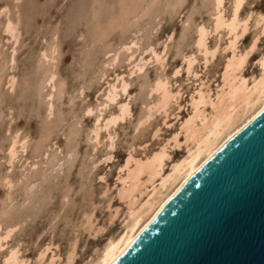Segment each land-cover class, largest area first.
Returning a JSON list of instances; mask_svg holds the SVG:
<instances>
[{"label": "rangeland", "instance_id": "rangeland-1", "mask_svg": "<svg viewBox=\"0 0 264 264\" xmlns=\"http://www.w3.org/2000/svg\"><path fill=\"white\" fill-rule=\"evenodd\" d=\"M221 2L227 18L233 0ZM215 9L214 0H0V232L16 225L0 245V261L18 244L23 264H37V251L51 242L43 259L55 252L51 264H84L122 231L127 204L117 187L125 158H144L165 143L167 171L186 152L172 136L189 112L188 98L197 88L212 95L220 83L232 49L225 28L214 29ZM237 13L248 17L234 44L243 51L260 29L264 0H242ZM7 18L11 33L3 29ZM200 25L205 44L215 47L206 63L196 44ZM257 37L240 68L248 81L264 53V37ZM163 49V60L154 59L152 51ZM141 55L142 69L130 72ZM118 76L126 91L101 106ZM159 76L173 97L154 108L159 94L151 85ZM124 100L128 111L94 138L96 116L101 123ZM16 133L26 142L7 160ZM73 244V260L65 263Z\"/></svg>", "mask_w": 264, "mask_h": 264}, {"label": "bare ground", "instance_id": "bare-ground-1", "mask_svg": "<svg viewBox=\"0 0 264 264\" xmlns=\"http://www.w3.org/2000/svg\"><path fill=\"white\" fill-rule=\"evenodd\" d=\"M241 1L242 0H233L230 16L226 18L219 9V5L222 3L221 0H214L216 8V16L214 17L215 23H213L214 29L221 26L225 28L227 31L226 33L230 35L227 46L232 49V53L226 58L223 66L224 69L220 77V83L217 85L213 94H209V89L197 88L188 98L187 103L189 105V112L180 119L178 129L172 136L173 145H177L180 141L184 142L185 146L187 145L185 148V155L183 154L184 156L182 158L171 161L172 163L170 166L168 165L169 168L167 171L163 169V160L168 157L165 143L144 158H135L131 155L125 158L123 163L125 171L124 174L119 177L121 184L117 187L119 199L125 200L127 204L125 222L123 223L124 227L116 236L107 237L108 239L99 248L97 254L94 257L92 256L93 258L90 260L84 261V264H109L146 225L183 181L224 141H226V139L240 129L264 107V53L259 58L260 72L258 75L252 76L248 81L247 78L240 73L243 62L255 46L256 38L258 39L257 34L262 33L264 37V15H261L259 17L260 19L258 18L261 26L259 31L252 37L249 45L245 50L237 51L234 49L235 41L247 27L246 24L248 20V17L240 18L238 16L237 11ZM11 24L10 19L7 18L3 24V29L11 33ZM196 32V44L198 45V49L203 53L204 62H208L207 58L210 56L212 58L215 47L209 48L205 44L204 37L207 30L203 25L198 26ZM152 53L154 59L161 62L164 49L160 52L153 50ZM132 56L133 54L128 57L131 58ZM192 61L193 57L190 54V57L187 58V71L190 70L189 68ZM142 62L145 61H142L141 55L140 58L133 63L130 72L133 69H142L140 68L143 66ZM51 75H48L47 79H51ZM7 81L13 84L14 80L12 81V77L9 76ZM127 83L128 82L122 76L121 78L118 76L115 82L109 83L100 105L102 106V104L113 100L116 97L115 95H117L118 89L122 92L126 91L125 88ZM151 90L159 94L156 102L153 104L154 108H163L167 100L171 96L173 97V92L167 87L165 77H157L151 85ZM206 104L208 107L207 109L204 107ZM128 109L126 100L119 102L117 112H111L103 117L101 123L98 122L101 117L99 113L91 129L94 138L98 135V127H107L110 122L116 121L118 117H122ZM149 109L150 108H148L147 112L140 118V122L149 116L151 113ZM88 110L90 111V109ZM179 132L182 134L181 139L177 138ZM19 137L20 136L16 133L12 136L10 142H8L7 160L12 158L17 149H23L24 143L26 142L25 137ZM108 137L111 139L112 134H109ZM111 144L110 141L109 145ZM139 196H143L144 198L142 199ZM14 226H16L15 223H11L8 224L3 231L1 230L0 245L6 240ZM50 243L41 247L40 251H37V264L43 259L46 250L51 246ZM73 246H75V244L72 245L66 254L65 263L73 260ZM56 255L55 252H50V254L48 256L46 255L42 260V263L51 264ZM3 256L0 264H23L26 260V257H20L18 244L10 248Z\"/></svg>", "mask_w": 264, "mask_h": 264}, {"label": "water", "instance_id": "water-1", "mask_svg": "<svg viewBox=\"0 0 264 264\" xmlns=\"http://www.w3.org/2000/svg\"><path fill=\"white\" fill-rule=\"evenodd\" d=\"M109 264H264V107Z\"/></svg>", "mask_w": 264, "mask_h": 264}]
</instances>
